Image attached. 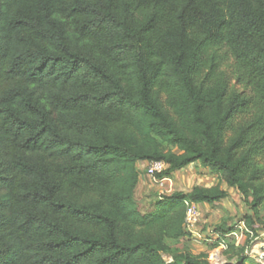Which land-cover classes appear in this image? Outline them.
I'll return each instance as SVG.
<instances>
[{"label":"trees","instance_id":"16d2710c","mask_svg":"<svg viewBox=\"0 0 264 264\" xmlns=\"http://www.w3.org/2000/svg\"><path fill=\"white\" fill-rule=\"evenodd\" d=\"M154 161L198 163L264 227V0H0V264H211L169 241L228 192L143 213Z\"/></svg>","mask_w":264,"mask_h":264},{"label":"rangeland","instance_id":"374dc122","mask_svg":"<svg viewBox=\"0 0 264 264\" xmlns=\"http://www.w3.org/2000/svg\"><path fill=\"white\" fill-rule=\"evenodd\" d=\"M221 51L222 55L225 56L223 66L230 67L233 63L231 56L227 54L225 50ZM140 170L143 173V180L141 181L136 194L140 210L143 213L150 211L153 203H155L160 197L170 196L174 192L188 194L195 186H201L204 188L219 186L221 190L228 192V197L221 202L215 203V205L207 208L200 205L201 214L203 216V219L199 224L201 238L188 236L186 240L180 239L177 241H169L172 248L171 254L188 251L194 255H207L211 264L235 263V258L237 256L234 250H221L216 247V231L221 230L222 227L227 230L235 228L240 222L244 221L246 215L252 216L256 223L257 233H254V238L259 237L264 230L263 224L260 220L263 215L260 214V217L254 215L248 204L249 202H245L240 192L229 188L216 174L213 175L208 169L202 168L198 163L191 164L190 167L175 172L172 178L162 187H160L159 184H156L154 180L147 175L146 163L143 167H140ZM258 241H261V239H258ZM242 242H246L247 247L250 248L256 243V240L250 239L244 235ZM229 243L233 245L236 243V240L231 239L229 240ZM217 250H220V252L217 253L218 257L213 260L211 256L214 255ZM163 257L165 261H171L170 254L163 255ZM246 264H253V262L247 258Z\"/></svg>","mask_w":264,"mask_h":264},{"label":"built area","instance_id":"2783aa9c","mask_svg":"<svg viewBox=\"0 0 264 264\" xmlns=\"http://www.w3.org/2000/svg\"><path fill=\"white\" fill-rule=\"evenodd\" d=\"M167 165L163 162L160 161H154V162H148L146 163V173L147 175L154 180L156 184H159L160 187L164 186L165 183H167L170 178H159V175H162L166 171ZM143 180V178H142ZM203 216L201 214V208L200 205L191 203L188 204L187 206V211H186V221H185V232L187 236L191 237H196V238H201L200 235V230H199V224L202 221ZM244 235L246 237H249L250 239H255L256 242L258 239L263 240L264 239V230L260 234L259 237L254 238V232L249 230L247 228V225L245 221H242L239 223L238 226L234 228L233 231H231L228 234L222 235L220 233H215V239L217 241H221V244L219 247L221 250H227L228 245L227 241L231 239L236 240V244L239 245L241 244ZM255 244V243H254ZM220 250H217L214 255L211 256L213 260H215L217 256V253H219ZM246 254L253 258L256 262L259 264H264V252L263 253H256L254 248H250Z\"/></svg>","mask_w":264,"mask_h":264},{"label":"crops","instance_id":"0c3cea01","mask_svg":"<svg viewBox=\"0 0 264 264\" xmlns=\"http://www.w3.org/2000/svg\"><path fill=\"white\" fill-rule=\"evenodd\" d=\"M145 164V162H143V163H141L140 165H139V168L140 167H143V165ZM195 164V163H194ZM190 167V166H189ZM205 208H207V207H210V205H207V204H204L203 205ZM185 240L187 239L186 237L184 238ZM246 244V242H241V244H239V245H237L236 244V246L237 247H242V246H244ZM250 248H254V250H255V252L256 253H263L264 252V239L263 240H261V241H257L255 244H253ZM249 247H246V249H245V251H244V255L247 257V258H249L250 260H251V262H254L255 264H259L258 262H256L253 258H251L250 256H248L247 254H246V252L250 249ZM235 260H236V258H235ZM253 260V261H252ZM233 263V262H232Z\"/></svg>","mask_w":264,"mask_h":264}]
</instances>
